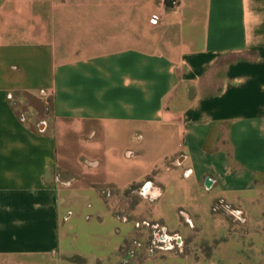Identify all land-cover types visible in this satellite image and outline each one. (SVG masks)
Listing matches in <instances>:
<instances>
[{
    "label": "crops",
    "instance_id": "1",
    "mask_svg": "<svg viewBox=\"0 0 264 264\" xmlns=\"http://www.w3.org/2000/svg\"><path fill=\"white\" fill-rule=\"evenodd\" d=\"M141 1L127 14L140 20L139 34L78 40L65 51L53 29L55 0H0V264H123L121 242L98 237L94 246L111 248L105 256L64 245L73 194L96 188L59 184V135L17 109L25 95L50 99L57 125L79 136L157 134L159 169L111 179L116 194L144 183L141 197L159 194L154 217L168 232L188 237L233 207L242 222L246 212H264V0ZM256 221L264 227V214Z\"/></svg>",
    "mask_w": 264,
    "mask_h": 264
},
{
    "label": "rangeland",
    "instance_id": "2",
    "mask_svg": "<svg viewBox=\"0 0 264 264\" xmlns=\"http://www.w3.org/2000/svg\"><path fill=\"white\" fill-rule=\"evenodd\" d=\"M110 2L55 0L53 29L60 48L65 51L77 49L78 40L103 42L114 33L119 41H126V35L139 34L137 26L140 20L128 18L127 14L129 10L135 13L142 10L145 4L141 0H116L117 13L114 15L110 13L113 7ZM16 107L27 120L42 124L48 122V128L59 135L62 157L59 184L65 186L62 183H66V187L76 189L79 183L90 182L96 188L85 193L77 190L67 210L64 209L69 216L64 224V230L69 232L64 245H75L87 255L105 256L109 255L111 248L94 246L93 242L98 237L107 239L110 242L108 245L121 242L124 244L120 252L123 264H139L150 259H171L181 264H186V259L190 264H264V227L256 225V219L264 212H246V222L237 220V207L213 212L218 216L211 226L190 227V235L182 238L179 244L172 238L164 245L159 240L163 236L161 221L154 217L156 202L141 197V187L145 183L132 187L133 195L116 194L118 191L114 190L116 185L112 175L129 170L132 175L138 176L147 166L153 167V170L160 168L161 138L157 134L148 137L143 131L133 130L123 138H114L99 131L90 139L87 134L79 136L69 127H59L53 118L50 99L40 100L25 95L17 100ZM81 141L100 147L88 149L81 145ZM109 151L116 153L117 162L107 157ZM126 151H130L131 155L128 156ZM94 160L100 162L95 168L90 164ZM85 172L91 175L88 177L95 174L96 177L85 178ZM261 186L264 200V182ZM101 198L107 200L110 207H103ZM262 202L260 199L258 204ZM133 210L136 211L132 214ZM126 221L131 225H127ZM116 228L120 231L117 235ZM168 235L173 237L176 234L168 232Z\"/></svg>",
    "mask_w": 264,
    "mask_h": 264
},
{
    "label": "built area",
    "instance_id": "3",
    "mask_svg": "<svg viewBox=\"0 0 264 264\" xmlns=\"http://www.w3.org/2000/svg\"><path fill=\"white\" fill-rule=\"evenodd\" d=\"M169 3L170 5H171V8H176V7H179V5H180V0H165V3ZM143 197L145 198V199H149V200H151V201H153L155 198H158L159 197V194H156V196L155 195H153V194H150V193H152L149 189H144L143 190ZM236 213V214H235ZM234 214H235V216L238 218V219H240L241 218V214L239 213V212H235ZM162 231H163V236H160V238H159V240H161V243H163L164 245H166L167 243H166V241L167 240H169V239H176L177 240V244H179L181 241H182V238L180 237V236H178V235H175V236H173V237H170L169 235H168V231L166 230V228H163L162 227V229H161Z\"/></svg>",
    "mask_w": 264,
    "mask_h": 264
},
{
    "label": "trees",
    "instance_id": "4",
    "mask_svg": "<svg viewBox=\"0 0 264 264\" xmlns=\"http://www.w3.org/2000/svg\"><path fill=\"white\" fill-rule=\"evenodd\" d=\"M166 5L171 8V5L169 3L166 2Z\"/></svg>",
    "mask_w": 264,
    "mask_h": 264
}]
</instances>
